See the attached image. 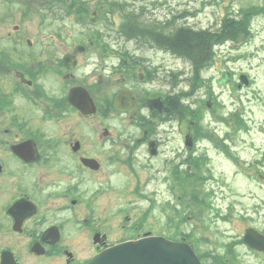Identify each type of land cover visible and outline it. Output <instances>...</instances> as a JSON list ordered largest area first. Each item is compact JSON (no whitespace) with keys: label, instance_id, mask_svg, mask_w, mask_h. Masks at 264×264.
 Here are the masks:
<instances>
[{"label":"flooded vegetation","instance_id":"flooded-vegetation-1","mask_svg":"<svg viewBox=\"0 0 264 264\" xmlns=\"http://www.w3.org/2000/svg\"><path fill=\"white\" fill-rule=\"evenodd\" d=\"M4 45L0 264H82L115 242L163 235L158 189L138 188L165 177L169 189H190V106L173 90L163 92L158 72L146 66L126 68L119 87L112 66L111 81L100 88L95 63L79 57L87 51L80 43L54 53L42 43L37 54L32 42ZM165 124L178 131L177 148L160 137ZM178 159L179 166L171 163ZM162 161L170 162L166 176ZM122 176L135 189H115ZM124 196L139 208L123 214L115 197Z\"/></svg>","mask_w":264,"mask_h":264},{"label":"rangeland","instance_id":"rangeland-1","mask_svg":"<svg viewBox=\"0 0 264 264\" xmlns=\"http://www.w3.org/2000/svg\"><path fill=\"white\" fill-rule=\"evenodd\" d=\"M240 12L247 15L248 36L214 40L211 59L198 69L189 55L154 39L157 30L171 34L182 26L215 29L224 16ZM138 16L144 28L153 23L157 28L134 35L124 25ZM27 40L36 44V54L42 43H51L52 53L58 47L84 45L87 51L79 57L83 63H95L100 88L111 81L112 66L117 87L123 85L117 83L128 67L157 71L162 91L173 90L180 104L190 106L193 143L190 189H169L165 177L162 184L138 188L158 189L162 233L176 239L187 235L205 264H264V254L243 242L246 228L264 233V0H0V49ZM223 70L233 77L217 84ZM241 73L249 82L238 88ZM129 84L127 80L125 86ZM122 118L115 119L116 126ZM164 127L163 142L168 149L177 148L178 131L169 124ZM169 163L162 161V176ZM124 179H115V189H135L123 185ZM127 197H115L123 214L139 208L135 197L129 198L134 204L125 201ZM168 203L177 204V210Z\"/></svg>","mask_w":264,"mask_h":264},{"label":"water","instance_id":"water-1","mask_svg":"<svg viewBox=\"0 0 264 264\" xmlns=\"http://www.w3.org/2000/svg\"><path fill=\"white\" fill-rule=\"evenodd\" d=\"M240 82L247 84L245 75ZM230 80V72L224 71L217 83ZM121 95L116 98V107ZM72 99V98H71ZM82 110L85 102L78 98L74 101ZM209 106L210 104L207 103ZM189 143V142H187ZM191 144V142H190ZM244 241L252 248L264 252V235L253 228H247ZM85 264H202L190 245L183 241H173L162 236H147L136 240L116 243L100 251Z\"/></svg>","mask_w":264,"mask_h":264},{"label":"trees","instance_id":"trees-1","mask_svg":"<svg viewBox=\"0 0 264 264\" xmlns=\"http://www.w3.org/2000/svg\"><path fill=\"white\" fill-rule=\"evenodd\" d=\"M246 17V13L242 12L238 15L224 16L215 29H193L182 26L171 34H163V32L157 30L153 32L154 39L158 43L170 45L176 52L189 55L194 67L198 69L211 59L212 42L214 40L223 38L222 40L236 41L245 39L248 36L249 29L247 28ZM131 18L124 26H130V32H135L134 35L157 28L155 23L144 28L141 16L136 17V19Z\"/></svg>","mask_w":264,"mask_h":264}]
</instances>
